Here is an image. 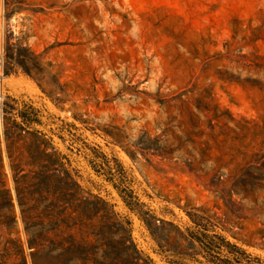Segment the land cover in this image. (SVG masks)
I'll list each match as a JSON object with an SVG mask.
<instances>
[{"label":"rangeland","instance_id":"obj_1","mask_svg":"<svg viewBox=\"0 0 264 264\" xmlns=\"http://www.w3.org/2000/svg\"><path fill=\"white\" fill-rule=\"evenodd\" d=\"M20 1L1 34L42 56L43 86L58 81L66 101L56 105L21 71L5 75L0 62V104L10 95L39 110L37 127L80 187L130 219L155 264L177 263L122 201L107 173L115 159L166 233L192 226L186 210L203 207L264 264V0Z\"/></svg>","mask_w":264,"mask_h":264},{"label":"trees","instance_id":"obj_2","mask_svg":"<svg viewBox=\"0 0 264 264\" xmlns=\"http://www.w3.org/2000/svg\"><path fill=\"white\" fill-rule=\"evenodd\" d=\"M2 3L0 62L4 74L21 71L34 79L56 105L64 103V96H56L58 91L63 93L58 81L51 80L53 88L43 86L49 84L42 56L13 32L1 34V18L8 20L24 9L22 1L2 0ZM41 124L40 112L30 102L8 95L0 104V264H155L134 242L130 219L118 214L105 199L80 187L67 158L55 147L52 138L37 127ZM107 173L110 180H116L114 187L126 207L137 215L158 251L170 262L262 264L259 258L220 233L219 229L232 232L226 226V218L203 207L186 210L192 226L183 230L171 223L174 231L171 236L162 227L165 221L130 188L127 172L118 159L113 167L107 166ZM240 178L250 185L256 179L245 173Z\"/></svg>","mask_w":264,"mask_h":264}]
</instances>
